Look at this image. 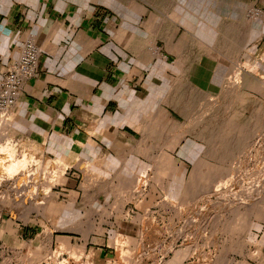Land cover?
Returning a JSON list of instances; mask_svg holds the SVG:
<instances>
[{"label": "crops", "instance_id": "1", "mask_svg": "<svg viewBox=\"0 0 264 264\" xmlns=\"http://www.w3.org/2000/svg\"><path fill=\"white\" fill-rule=\"evenodd\" d=\"M205 1L0 0V76L27 38L40 49L14 134L65 167L67 205L84 214L76 236L52 241L65 262L264 264L255 223L198 216L213 209L197 201L213 162L190 141L181 103L220 79L213 43L198 36Z\"/></svg>", "mask_w": 264, "mask_h": 264}, {"label": "rangeland", "instance_id": "2", "mask_svg": "<svg viewBox=\"0 0 264 264\" xmlns=\"http://www.w3.org/2000/svg\"><path fill=\"white\" fill-rule=\"evenodd\" d=\"M203 10L198 36L213 43L220 79L206 99L181 103L190 141H200L213 162L205 195L213 196L197 199L213 209L198 216L224 215L230 224L255 223L264 231V14L255 15L264 11V0H206ZM11 110L0 117L11 124L0 123V136L9 137L0 145V264H75L52 248V241H68L83 225L84 214L67 205L61 189L65 167L29 152L14 134Z\"/></svg>", "mask_w": 264, "mask_h": 264}, {"label": "built area", "instance_id": "3", "mask_svg": "<svg viewBox=\"0 0 264 264\" xmlns=\"http://www.w3.org/2000/svg\"><path fill=\"white\" fill-rule=\"evenodd\" d=\"M39 62L40 49L29 37L23 42L19 57L0 76V117L6 116L16 105L27 81L35 77Z\"/></svg>", "mask_w": 264, "mask_h": 264}, {"label": "bare ground", "instance_id": "4", "mask_svg": "<svg viewBox=\"0 0 264 264\" xmlns=\"http://www.w3.org/2000/svg\"><path fill=\"white\" fill-rule=\"evenodd\" d=\"M221 2V1H220ZM260 14H264V11H261V10H259V11H255V15H260ZM261 16V15H260ZM156 48V47H155ZM8 120V119H7ZM6 120V121H7ZM5 121V122H6ZM1 122H3V120L1 121ZM0 122V123H1ZM3 125H4V122H3ZM10 127L11 126V124H9L8 122H7V124L6 125H4V127ZM4 130H6V129H4ZM5 134V133H4ZM2 136L4 137L5 136V138L7 137V139H9V137L8 136H6V135H3L2 134ZM5 138L3 139L1 136H0V145H3V144H1V142L3 141V140H5ZM4 147V146H3ZM1 148V147H0ZM5 148H7V147H5ZM4 149V148H3ZM3 151V150H2ZM7 156V155H6ZM1 161V160H0ZM26 162V160H25V157L22 159V160H20L17 164H23V163H25ZM12 163H14V162H12ZM11 165V164H10ZM14 165H15V163H14ZM13 164H12V166H14ZM7 167V166H6ZM5 167V168H6ZM9 167V166H8ZM15 167V166H14ZM9 169H13V168H11V167H9Z\"/></svg>", "mask_w": 264, "mask_h": 264}]
</instances>
